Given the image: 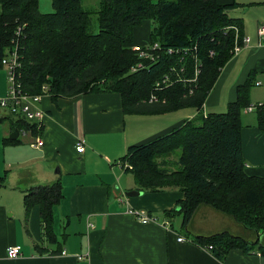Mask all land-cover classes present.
<instances>
[{
  "label": "trees",
  "instance_id": "1",
  "mask_svg": "<svg viewBox=\"0 0 264 264\" xmlns=\"http://www.w3.org/2000/svg\"><path fill=\"white\" fill-rule=\"evenodd\" d=\"M95 10L82 0H51L52 11L40 12L38 0H0V60L12 46L15 29L18 38L20 81L24 90L36 94L47 86L54 100L86 92H116L124 112L173 111L186 106L197 113L169 132L149 142L129 146L120 158L127 161L139 189L159 192L170 188L184 197L168 215L179 214L187 226L195 209L202 204L234 218L249 232L235 235L228 231L196 236L194 241L207 247L222 260L231 249L264 255V177L245 171L241 150V114L251 105L253 74L236 86V98L223 112L204 117L202 104L220 70L232 57L235 38L226 9L231 4L218 0H97ZM97 14V31L91 16ZM151 20L146 43L162 48L188 49L181 62L190 66V51L201 64L198 85L193 94L187 85L174 83L155 90L169 64H178L175 55L163 54L148 68L130 72L137 62L131 49L137 42L136 28ZM212 52V53H211ZM211 53V54H210ZM1 63V62H0ZM151 94L157 100L149 101ZM258 128L264 132V102L254 104ZM10 121V129L41 131V124L11 113L0 115V123ZM19 138H3L15 144ZM4 177L0 178V185ZM59 179L32 187L24 193V212L39 206L43 239L56 243L54 207L63 198ZM58 246V245H57ZM58 250V249H57ZM55 250L54 252H57Z\"/></svg>",
  "mask_w": 264,
  "mask_h": 264
},
{
  "label": "crops",
  "instance_id": "2",
  "mask_svg": "<svg viewBox=\"0 0 264 264\" xmlns=\"http://www.w3.org/2000/svg\"><path fill=\"white\" fill-rule=\"evenodd\" d=\"M218 3L231 4L226 13L240 21V34L248 36L250 42L220 70L204 100L207 113L225 111L236 98V86L249 73L254 81L251 104L264 102V45H258L257 32L264 24V0ZM149 29L144 21L134 30L135 45L147 44ZM40 107L44 110L38 133L43 139L41 148L30 145V132L19 131L15 144L3 143L12 131L9 120L2 122L0 264H264V255L258 251L241 249H231L222 260L217 259L194 237L222 231L249 235L244 226L205 204L195 209L187 226H182L181 215L166 213L184 197L182 191H143L130 171L116 164L129 146L149 142L195 116V107L124 112L120 95L108 91L55 100L44 94ZM255 121L256 111L242 110L241 150L245 171L264 177V132ZM81 137L84 151L77 152L76 142ZM57 179L62 183L63 198L54 207L56 243H48L43 239L39 206L34 204L25 215L22 200L26 190ZM128 191L142 193L127 196ZM129 208L143 209L153 220L141 223ZM179 236L187 240L178 241ZM8 245H20V254L7 257Z\"/></svg>",
  "mask_w": 264,
  "mask_h": 264
},
{
  "label": "built area",
  "instance_id": "3",
  "mask_svg": "<svg viewBox=\"0 0 264 264\" xmlns=\"http://www.w3.org/2000/svg\"><path fill=\"white\" fill-rule=\"evenodd\" d=\"M24 25H18L15 29L14 37L11 39L12 46L7 50V53L0 60V68H4L7 71V77L9 85L5 95L0 96V108L7 111L8 113L23 116L26 119L39 123L41 122L44 116V110L40 107V101L44 94L47 92V86L43 85L41 93L32 94L23 89L20 81V60H19V50H18V38L21 33V29ZM231 28L234 30L235 38H239V27L237 25H232ZM259 42L258 45H264V24H262L258 29ZM241 39V43L235 42V45L232 49V54H237L240 51L242 46L250 42L248 36H244ZM131 49L137 55V62L132 65L130 72H136L140 69L148 68L151 64L156 63L163 54L175 55L178 58V64L175 66L173 63L169 64L167 70L163 72L162 77L155 83L154 89L160 90L168 86L173 85L174 83H184L187 85V93L189 95L193 94L195 88L198 85V77L201 71V64L197 55L194 53L196 46L193 47L194 51H190V66L186 63L181 62L183 60L184 54H187L188 49L184 48H173L166 47L162 48L158 42L147 43L144 45H133ZM212 53V52H211ZM210 53V54H211ZM256 85H259L260 82L256 81ZM157 100L155 94H151L149 101ZM256 104V103H255ZM205 103L202 104L203 116L207 115V112L204 109ZM255 105L251 104L244 108L246 112L255 111ZM23 133L29 132L27 130H21ZM84 139L81 137L76 142L77 152L84 151ZM30 145L33 148H41L43 146V139L41 136L34 135L33 140L30 142ZM121 170H129L131 165L127 161H118L116 163ZM128 212L133 214L135 218L141 223H148L152 219L150 215L143 209H134L129 208ZM178 241L187 240L183 236H179ZM211 248V246H208ZM207 248V249H208ZM21 252L20 245H8L6 249L7 257L14 258L18 256ZM61 253H65L64 250ZM81 258L82 256H79Z\"/></svg>",
  "mask_w": 264,
  "mask_h": 264
},
{
  "label": "rangeland",
  "instance_id": "4",
  "mask_svg": "<svg viewBox=\"0 0 264 264\" xmlns=\"http://www.w3.org/2000/svg\"><path fill=\"white\" fill-rule=\"evenodd\" d=\"M96 2L97 0H82V4L84 5V7L89 8L91 10H95L97 8L98 3ZM38 9L40 12H43V13L51 12L52 11L51 0H38ZM96 16H97L96 13H93L91 16L92 28L95 31H97V24H96L97 17ZM147 23H148L149 28L153 26V22L151 20H148ZM8 85H9V81L7 77V71L4 68H0V96H3L6 94ZM257 89H260V88H257ZM184 108H188L191 110L195 109L192 106H186ZM3 114H4V111H2V109L0 108V115H3ZM187 119H190V117H187ZM4 128H5V123L1 122L0 123V143L2 141ZM59 230H60L59 232H61L62 229H59Z\"/></svg>",
  "mask_w": 264,
  "mask_h": 264
},
{
  "label": "water",
  "instance_id": "5",
  "mask_svg": "<svg viewBox=\"0 0 264 264\" xmlns=\"http://www.w3.org/2000/svg\"><path fill=\"white\" fill-rule=\"evenodd\" d=\"M19 131L18 129H14L10 134L9 138L10 139H16L18 137ZM142 193V191H128L126 193L127 196H138Z\"/></svg>",
  "mask_w": 264,
  "mask_h": 264
}]
</instances>
